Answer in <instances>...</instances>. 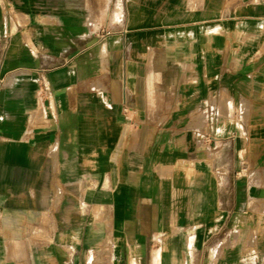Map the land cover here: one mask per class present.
Masks as SVG:
<instances>
[{
  "label": "crops",
  "instance_id": "1",
  "mask_svg": "<svg viewBox=\"0 0 264 264\" xmlns=\"http://www.w3.org/2000/svg\"><path fill=\"white\" fill-rule=\"evenodd\" d=\"M0 264H264V0H0Z\"/></svg>",
  "mask_w": 264,
  "mask_h": 264
}]
</instances>
